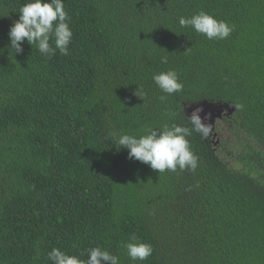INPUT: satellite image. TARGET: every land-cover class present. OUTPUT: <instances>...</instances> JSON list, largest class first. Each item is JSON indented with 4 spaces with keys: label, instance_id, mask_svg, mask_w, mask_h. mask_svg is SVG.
Masks as SVG:
<instances>
[{
    "label": "trees",
    "instance_id": "1",
    "mask_svg": "<svg viewBox=\"0 0 264 264\" xmlns=\"http://www.w3.org/2000/svg\"><path fill=\"white\" fill-rule=\"evenodd\" d=\"M27 2L0 0V264H52L53 248L87 260L92 247L134 264L133 235L154 248L135 264H264V0H65L69 55L27 41L15 55ZM200 11L230 36L179 26ZM168 70L182 91L155 85ZM205 100L243 107L218 121L220 142L188 137L195 172L117 152L110 133L191 128L184 105Z\"/></svg>",
    "mask_w": 264,
    "mask_h": 264
},
{
    "label": "clouds",
    "instance_id": "2",
    "mask_svg": "<svg viewBox=\"0 0 264 264\" xmlns=\"http://www.w3.org/2000/svg\"><path fill=\"white\" fill-rule=\"evenodd\" d=\"M70 16L65 10V0H28L19 9V19L14 21L9 30L11 50L15 55L23 52L22 44L27 41L32 47L44 56L69 55V45L73 40L70 28ZM181 28L190 27L198 34L209 40L227 39L233 31L227 22L217 20L207 12L200 11L191 17H179ZM190 50V49H189ZM188 50V51H189ZM161 63L167 64V56L161 57ZM155 85L162 93L171 95L182 91L184 85L174 70L160 72L152 77ZM141 99L146 96L142 88L138 87L135 93ZM160 101H166L167 95H161ZM237 105V108H242ZM203 109L197 108L188 117L191 128L179 124L165 123L160 129L145 128L143 134L119 135L110 133L114 138L117 152L128 150V158L135 159L148 165L151 169L164 173L165 171L195 172L198 167V156L191 148L188 137L192 132L207 137L211 130L210 124H205L202 117ZM171 115V113H169ZM127 256L134 262H144L153 255L154 248L150 243L141 242L136 236L122 243ZM87 260L76 255H69L59 248H53L47 253V259L52 264H120V258L101 247H92L87 250Z\"/></svg>",
    "mask_w": 264,
    "mask_h": 264
},
{
    "label": "water",
    "instance_id": "3",
    "mask_svg": "<svg viewBox=\"0 0 264 264\" xmlns=\"http://www.w3.org/2000/svg\"><path fill=\"white\" fill-rule=\"evenodd\" d=\"M201 108L202 117H208L204 120L205 124L211 125L210 135H213L214 138H217L218 134L216 132V127L218 121L223 120L225 117H229L235 113L237 107L231 106L230 104L223 103H213L207 100L201 101L196 104H185L184 111L188 117H191L192 113L197 109Z\"/></svg>",
    "mask_w": 264,
    "mask_h": 264
},
{
    "label": "flooded vegetation",
    "instance_id": "4",
    "mask_svg": "<svg viewBox=\"0 0 264 264\" xmlns=\"http://www.w3.org/2000/svg\"><path fill=\"white\" fill-rule=\"evenodd\" d=\"M226 118H224L221 122L225 121ZM220 122V121H219ZM219 122L217 123V125L219 124ZM216 132L219 135V132L217 131V127H216ZM213 139H219V142L221 141V137L217 136V138H214V136L212 135Z\"/></svg>",
    "mask_w": 264,
    "mask_h": 264
},
{
    "label": "rangeland",
    "instance_id": "5",
    "mask_svg": "<svg viewBox=\"0 0 264 264\" xmlns=\"http://www.w3.org/2000/svg\"><path fill=\"white\" fill-rule=\"evenodd\" d=\"M238 153H239V150H237V152H235V154H238ZM233 161H234V160H233ZM233 161H232V160H229L230 165L233 164L234 167L239 168L238 165H236V163L233 162Z\"/></svg>",
    "mask_w": 264,
    "mask_h": 264
}]
</instances>
